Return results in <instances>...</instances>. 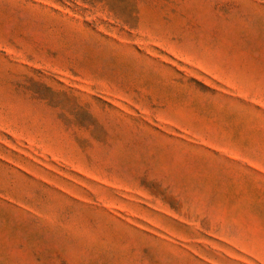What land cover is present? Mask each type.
I'll use <instances>...</instances> for the list:
<instances>
[{"label": "rangeland", "instance_id": "obj_1", "mask_svg": "<svg viewBox=\"0 0 264 264\" xmlns=\"http://www.w3.org/2000/svg\"><path fill=\"white\" fill-rule=\"evenodd\" d=\"M0 264H264V0H0Z\"/></svg>", "mask_w": 264, "mask_h": 264}]
</instances>
